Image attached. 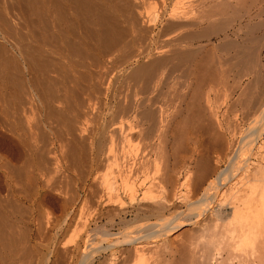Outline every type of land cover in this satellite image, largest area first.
I'll return each instance as SVG.
<instances>
[{
    "label": "bare ground",
    "instance_id": "1",
    "mask_svg": "<svg viewBox=\"0 0 264 264\" xmlns=\"http://www.w3.org/2000/svg\"><path fill=\"white\" fill-rule=\"evenodd\" d=\"M199 3L205 4V0ZM199 3L196 5H199ZM210 3L212 4V2ZM198 7L199 6L196 8ZM136 8V4L133 3V0H0V127H3V129H1L8 134L15 144L18 142L19 147L22 148V151L24 149L25 153L24 156L23 153H17L18 150L16 148L18 145L15 148L16 151L13 149L15 146L8 141L10 139L8 137V139H4V152L0 153V172H2L6 188L5 196L2 194L4 197L1 196L0 193L1 264H6L8 261L11 262L10 264H15L19 259L20 262L26 258L29 260L32 258H30V256H32V251L34 250L31 245L33 233H40L44 223L38 220L40 216L41 218L43 217L40 214L41 212L38 213V208H40L39 211L42 208V206H39L38 200L41 198V190H46L48 185L50 186V184H52L47 177L49 176L47 168V163L49 164V162H47V159H49L47 158L48 151L50 150L48 148L49 144L47 147L48 141L46 143L43 138L46 135L42 136L45 142L41 143L42 146H40V148H38L37 143L34 142L33 139L37 135L35 132L39 131L37 130L39 128H37L35 121V124L32 123L33 121L30 116V119L28 118L27 113L29 110L27 112L26 105L28 103L30 104L29 101L36 100L37 102H51L53 105H63L61 103L68 105V102L71 100L72 103L70 102L71 105H68L69 107L75 104L79 109H89L88 102L85 103L87 98L85 100L83 96H81L82 93L74 92L79 90L77 89L78 81L81 82V84L83 81L85 83L90 82L88 83L90 85H83V88H86H84V90L80 89V92L84 91V93H86L85 91L92 92L90 90H93L90 94H95L96 99L104 97L107 99L111 89L110 79L115 73L114 69H111L115 66L114 56L117 55L116 53L118 50L124 48V46H126L125 49H128L130 45L128 40L131 31L129 33L128 28L130 27L132 30L131 34L138 39L137 41L141 38V40H144L145 36L151 35L152 31L150 28L152 30L154 29L152 28L153 26L149 27L150 25L148 26L146 24L141 13L136 12ZM208 8L210 7L208 6ZM203 9L204 8L200 7L198 10L199 13L201 12L200 10ZM207 10L204 9L203 13L201 12V14H204L202 15L203 17L199 15V18V13L196 11L198 19L196 17H194V19L193 17L192 19L190 18L192 22L190 26L193 22L201 25V23L204 22L210 23L211 20L214 19V23L212 22L214 28L216 29L218 27L216 31L215 29L214 31L216 33L218 31V34L220 32L222 33L224 29L218 26L221 24V22L218 24L221 19L217 21L218 19L216 18L218 16H215L217 15L216 13H214L215 15L213 16H209ZM181 13H177L176 11L170 13L167 19V30L171 29L172 32V29L180 23H183V21L185 22L184 24H189V21H186L189 19L185 17H189L190 13L187 15L185 13V16ZM217 13H220V11ZM200 18L201 20H199ZM197 20L200 22H197ZM225 21L227 22V20ZM125 22L129 24L128 28H125ZM212 23L210 24L213 25ZM11 26L15 27L17 32H19V29H26V33L20 30L21 34L23 36L25 35V37L21 35L19 36L20 39H18V37L17 39H12L14 36H12L13 33L11 34L10 31L14 28L12 27V29L9 30ZM208 28H211V26ZM13 32H15V30ZM213 33L214 32H212V34ZM203 35L201 36L203 37ZM79 36L84 38L81 40L83 43H80L79 39V42L76 41L77 39L75 40V38ZM201 36H199V38H201ZM25 40H27V42H25ZM84 40L88 41L89 44L88 42H84ZM139 43L143 44V42H138L137 44ZM261 43L262 45L257 43L261 46L260 48L258 47L259 49L257 48V51L256 49L254 50V55L250 54L255 57L254 60L250 61L251 65L253 64L255 66H253L254 71L255 68L259 69L258 71L264 68V54L262 51L264 41L262 40ZM170 44L171 43H169V45ZM173 44L174 40L172 42V45ZM145 45L149 46L148 44ZM44 46L49 47V52H47L51 54V57L52 55L58 57L57 64L54 65L55 61L52 59H46V53L44 54L45 50L43 49ZM147 46L144 47L146 48ZM167 46L165 45L166 48ZM144 47H139L140 51L135 58L138 62L141 58H144L147 64L142 63V66L139 65V67L133 68V70H135L133 72L131 71L132 73L129 71V73L133 79H135H132L133 82L140 81L137 83H143L145 87L150 84L152 85L151 82L154 83V80H156L158 76H161L162 79V76H166V72L167 74L173 71L176 72L174 69L177 67V63L186 61L188 63L191 58L194 59L192 54L195 55V53H197H194V51H198V49L194 50L189 46H183L179 43L176 44V40L174 46H172L171 49L169 48L170 50H165L160 47V52L157 51L158 53H154L155 50L148 51L144 49ZM192 49L194 51H192ZM130 50H132V48ZM122 51H124V49ZM121 54L123 55V52ZM128 57L126 56V59ZM70 58L77 59L71 60ZM131 58L133 59V57ZM66 59L71 60L69 62L74 70L76 69L79 71L78 78L75 76L76 71H74L75 73L72 72L74 76L72 74L71 76L73 77H70L69 74L66 76L61 74L62 66L59 64ZM121 59H123V57H121ZM242 59L247 61L246 59H250V57H241L240 61ZM87 61H89V65H86ZM234 61L233 63L235 64ZM238 61L236 57L237 64ZM122 63L125 62L122 61L121 64ZM64 64L65 63H62L63 67L65 66ZM110 64L112 65L111 67H109ZM183 64L186 65L185 63ZM92 66L93 68L101 66L100 72L93 71V69H91ZM164 71L165 75H163ZM53 73H58L57 77L52 76ZM243 74L244 73H241V80L242 78L245 79ZM248 75L250 76L252 73H248ZM248 75L244 76L246 77ZM258 75L259 72L253 74V76L256 77H258ZM261 75L262 74L259 76L261 77ZM191 76L192 74L185 80L188 89L192 87ZM132 77H129V79ZM60 78L67 82V85L69 84L71 86L73 84L74 87L77 88L64 85L66 88V90H64V95H58V91L54 94L53 91H55V88L57 89L59 87L58 84L61 82ZM168 78H166L167 81ZM255 78L253 77V81L256 84L258 78ZM159 80L160 78H158L157 81L161 83V80ZM259 80L262 81V77ZM259 80L258 82L262 83ZM238 81L235 82L236 84L238 83L237 85L233 84L235 87L231 86L233 88L226 90L227 92L224 90L226 92V108L222 106L225 104L220 106L225 108V110H222L220 106L214 104L210 96L205 97L203 108L200 107V104L199 106L197 105V113L194 112L195 108H193L192 113L199 115V117L198 115L195 116L196 114L194 115V117H198L196 121H199V118H201V123L199 121V131L203 134L200 133L205 139L201 142L199 141L200 139L198 140L199 142L195 141L194 148H190L188 143L183 144L180 146V152L174 151L177 149L172 148L174 149L173 152L164 154L163 150H161L163 145L165 146V143H167L165 142L167 141V137L164 134L169 129L168 126L170 125L168 124L169 121L171 122L169 119L172 114L168 115L167 113L169 112L167 110H165L167 112L161 111L162 109L160 110V107L154 108L155 100H153V97L152 100L154 103L152 104L151 100L143 96L145 93L147 95L151 93L148 92L149 89L152 91V88H150L151 85L147 87L148 89L145 88L147 92L141 90V98L136 99L135 96L137 97V95L132 96L135 99H131L128 110H126L128 105L124 108L123 106L125 103L123 104L122 101V105L118 104V106L121 105L125 109V112L127 111V116L128 114L130 115L131 121L129 120L130 123L128 122L130 125V127L128 126L129 130L123 128V130H126V135L128 131H130V134L127 136L122 135L123 131L121 126V129L117 128V130L114 131V134L118 133L120 137L119 141H115L120 143L122 142L121 136H126L122 140H124L123 142L126 140L125 143L128 142L131 144H128L129 146L127 145L129 147L128 149L126 148L127 151L129 149L130 151H128L127 155L125 144H122L121 147L124 146L122 149H124L126 155L117 157L119 152L117 151V154L113 153V156L116 154V157L112 156V158H115V160H113L116 164L112 161L110 155H108L109 153L107 155L104 153V155L110 158L108 160L113 162V168H115H110L112 170H109L110 172L104 175L99 176L98 174V177L95 175L91 180L92 182H89L90 185L84 184V202H86V207L83 206L87 211H85L86 217H84L86 221L84 224L82 223L84 225V227L82 226L84 229V233H82L84 237L82 236L81 243L83 242L86 250L81 255V264H264V86L262 89L263 91H257L256 86H254L255 90L254 87L249 85L250 88L252 87V91L254 89L255 92H251V94L248 95V93H250V88H246L248 87L247 85L245 87L243 86V80L241 82ZM248 83H250V81ZM262 84H264V82ZM66 86L69 87V90ZM144 86L141 85L142 88L139 87L143 89ZM24 87L25 89H31V94L29 91L27 92V89L24 91ZM62 88L65 89L64 87ZM142 92L145 93L143 94ZM192 94L195 95L193 92ZM179 98L182 99L181 97ZM111 100L114 99L112 98ZM124 101L125 100H123V102ZM85 104L86 107H84ZM46 105L47 104L41 106ZM187 105L190 104L188 103ZM192 106L189 107L191 108ZM239 106H242V109L245 107L247 110H251L257 106L262 108L253 118L249 119V122L247 121L246 127H242L238 115ZM54 108H49L51 112L47 115H49V118L52 115V117H56L57 115L59 121L68 128V135H70L69 133L75 134L74 142H76V138L77 140L80 138L78 136L76 137V135L81 136V138H86L84 140L89 139V137H86V132L88 130L85 126L83 127L81 125V128L75 127L76 125L73 126V124H71L72 118L68 120L69 116H67L66 120V118L62 116L65 112L59 110L60 108L56 111ZM117 108L119 109V107ZM84 109H82V111H85ZM156 109L158 110L155 111ZM120 110L121 107L119 111ZM72 111L73 110H71V112ZM77 112L80 113L81 111ZM89 112L90 109L87 110L85 114H89ZM176 112L179 111L176 110ZM80 115L82 116V114ZM80 115L77 114L76 116L79 117ZM3 116H11L12 119L9 121ZM177 116L178 115H176V117ZM172 118L175 117L172 116L171 119ZM32 119L34 120V118ZM74 123H77L76 120ZM77 126L80 125L77 124ZM125 127H127L126 124ZM193 127L192 125V128ZM178 128L176 127L175 129ZM43 130L45 129H42L40 132H43ZM6 133L5 135H7ZM155 133H158L156 135H158L157 137L160 142L153 145L154 143L152 144V140L154 141V139L152 138H155V136H153ZM44 134L47 133L44 132ZM179 134L177 131L176 135ZM164 136L166 138H164ZM81 138L80 140H83ZM180 138L177 139L184 140L182 139L184 137ZM186 141L187 140H184L183 143ZM84 142L86 143L87 141ZM91 143H93V141H91ZM112 143H114V141H112ZM112 143H109V145H111L113 149L115 147L118 149V143H116L117 146L114 145L115 147L112 146ZM177 144H179V142ZM93 145L94 144H92V146ZM85 146L86 149L89 145ZM92 146L90 144L89 150L93 148ZM156 146L159 149L158 152L156 151ZM75 147V144H69L63 156L73 161L70 160V163L77 165V163H80V160H82V163L85 162L86 164H88V162H97L95 164L101 163V165L102 163L107 164L102 162L103 159L100 160L101 155H103L99 152L101 148H98V150L100 149L99 151L95 148L97 153L99 152V154L96 153V156L92 152L94 149L91 150L92 153L89 152V150H85L82 156H78L76 151L77 147ZM121 147H119V149ZM180 147H178V150ZM47 148L49 149L48 151ZM122 149L120 153H122ZM190 152L192 153L189 156ZM155 155L156 157H154ZM14 159L18 160L17 163L13 162ZM108 162L111 163L110 161ZM82 163H80V166ZM90 164L91 165H87V168H90L94 163ZM221 164H223L224 167H220ZM68 165L70 164H67V168L69 167ZM107 165H104V167H107ZM161 165H163V167ZM74 167L76 168L78 165H74ZM152 167H154V169L157 167V170L154 172ZM81 168L83 167L81 166ZM86 173L87 172L84 173V177L87 179L89 174L87 176ZM85 178L83 180H85ZM58 183H60V181ZM52 185L50 187H52ZM51 189L54 191L53 187ZM57 190L58 189H56V193H60V191ZM198 194H200L201 197L196 198ZM58 197L63 198V192H61ZM92 197L94 200H88ZM73 202V200L66 198V196L61 202L60 209L65 215V219L64 222H62L64 224L63 227H55L57 236L64 230V227H66L65 225H68ZM50 204L55 206L54 201L50 202ZM35 213L39 214L38 219L34 218ZM131 215L134 216L133 221L128 219ZM48 216L51 215L49 214ZM152 218L155 219V222H151ZM49 219L47 220L48 224L50 222ZM105 219L110 226H115L117 221H119L122 231L119 234L112 235V232H108L101 226V223ZM53 222L56 224V221ZM93 225L95 226L93 229L96 232L94 239H85L86 236V238L90 236L89 234L92 232ZM47 228L50 229L51 226ZM130 229L131 231H129ZM93 235L90 237L92 238ZM21 240L25 245H23V242L22 244L19 243ZM97 241H100V243L97 244ZM18 244H20V246L22 245V248H20L21 251L23 250V246L26 247L28 244L31 245V247L28 245L29 249L28 246L25 248L26 250L24 249L26 252H20V249L17 250V246L20 247ZM62 249L64 250L62 251L59 249V251L56 249L55 253V257H59L60 260L65 259L66 255L69 253V249ZM29 252H31V254ZM23 257H25V259L21 260ZM59 259L57 258V261H59Z\"/></svg>",
    "mask_w": 264,
    "mask_h": 264
},
{
    "label": "rangeland",
    "instance_id": "2",
    "mask_svg": "<svg viewBox=\"0 0 264 264\" xmlns=\"http://www.w3.org/2000/svg\"><path fill=\"white\" fill-rule=\"evenodd\" d=\"M197 2L198 3L202 2V0H133V3L136 4V7H137L136 8V10H137L136 12L137 13H141V15L144 17V20H145L146 24L148 26L150 25L149 27L153 26L152 28H154V29L152 30L150 28V30L152 32H151V35L145 36V38H147V39L144 38V40H141L142 39L141 38L140 39L141 41L140 40L137 41L138 39H136L135 36L133 34H131L132 30L128 26L129 24H126L127 22H125V24H124L125 28L129 27L128 28L129 29L128 32L130 33V31H131V33L129 34L130 38L128 37L129 40L127 38V40L130 42V45L128 46V49H125L126 46H124V48L118 50V52L116 53L117 55L114 56L115 60L114 59L113 60H114L115 66H113L111 69H114L115 73L111 76V79H110L111 80V89L109 91V96L107 97V99L105 97L104 98H100V99H96L95 94H90V93L93 92V90H90L92 92L85 91L86 93H84V91L80 92L81 91L80 89L84 90V88H86V87L83 88V85H86V86L90 85V84H88L90 82L85 83L83 81L82 84H81V82L78 81V88H77V87H74L73 84L71 86L69 84L67 85V82H65L64 80L61 79L62 77L60 78V80H61L62 83L64 81L63 85L60 82L58 84L59 87L57 86L58 88L57 89L55 88V91H53L54 94L57 93V91H58V93H57L58 95H64L65 94L64 90H66L64 85H67V86H69L71 88L79 89V90L76 89L77 91H74V92L82 93V94L84 93L83 95L81 94V96H83V98L85 100H86V98L88 100V101L86 100L85 103L88 102L89 109H90L89 114H85V112H87V110H89L87 108H85V109L82 108V109L85 110V111H82V109L77 108V105L75 106V104H73L74 107H73V105L69 107L68 105H71L70 104L71 100H70V102H68L69 103L68 105H66V104L64 105V103H61L63 105H60V104H58V105L54 104L53 105V104H51V102L50 103H46L47 102L46 100H45L46 102H44V101L37 102V100L36 101H29L30 104L27 102L28 104L26 105V110H27V112L29 110V112L27 113L28 114L27 116H28V118L30 116L31 120L33 121L32 123L33 124L36 123L37 124V128H39V129H37L39 131L35 132L37 135L35 136L36 139L35 138L33 139L34 142L37 143L38 148H40V146H42L41 143H43L45 141H46V143L48 141L47 147H48V144H49L48 148L50 150L47 148V151L49 150L47 158H49L50 160L47 159V162H49V164L47 163V165H48L47 168H48V171H49V176H47V177L49 178L50 183L53 184V185L50 184V186L52 185L54 191H52V189H51L52 187H50L49 185L46 188V190L45 189L41 190V196H40L41 198H39L38 204H39L40 207L42 206V208H41L40 211H39L40 208H38V213L41 212L40 214L44 217V219H43V217L41 218V216L39 217L38 213L37 214L35 213L34 218L38 219V217H39L38 220H40V221H42V223L43 222L44 223H43V227H42V230H41L40 233H38V234H36V232H35V234L33 233V239H32L31 245L33 246L32 248L34 250L30 248L31 250H33L32 251V256H30V258L31 257L32 258L29 260V259H27V258L25 259V257H23L21 260H23V259H25V260L19 262V260H20L19 259V260H17V263H15V264H81V255L86 250V247L84 246L83 242L81 243V238H82V236L84 237V234H82V233H84L83 232V230H84L83 229V227H84L83 224L86 221L85 218H84V217H86V215H85L86 212L85 211H87V210H85L86 209L85 208L86 207V205H85L86 202H84V200H85L84 199L85 194H84V189H83L84 188V184L85 185H90V183L92 182L91 180L95 177V175H97L96 177H98V174H99V176L100 175H104V174L110 172L112 169L115 168V167L113 168V162H112V161L115 160V158H112L113 153H116L118 151L119 153L118 152H117L118 154L116 153L117 157L121 156V155L125 156L126 154L128 155V151H130V149L128 151H127V149L129 148L128 146L131 145V144H129L128 142L125 143L126 140H125V142H123L124 140H122V139L125 138L128 134H130V131H128L129 133L127 132V135H126L125 134L126 130H123V128L124 129L126 128L127 130H129L128 128L130 127V125L128 124V122L130 123L131 118L129 117L130 116L129 114L127 116V113H126L127 111L125 112L124 108H126L125 106L128 105L127 109H126V110H128V107H129V104L131 102V99L132 98L133 99L141 98L142 97L141 90L142 91L145 90V92H147L146 91V89H148L147 87L151 85L150 84V85H147V87H145L143 85V83L142 84L141 83H137V82H140V81H134L133 82V80H135V79H133V77L130 74V73H132L135 70V69L133 70V68H137V67H139V65L142 66L146 62V59H144V58H141L139 62L135 58L137 56V54L139 53L141 46L144 47V46H147L145 44H148L149 46H147L146 48L144 47V49H146L148 51L149 50H151V51L155 50L154 51V53H155L157 51L160 52L159 51L160 47L164 48L165 50H170L172 48V46H174L175 40H176V44L179 43V44H181L183 46H189L190 48H193L194 50L198 49V51H196V50L194 51L192 49V51H194V53L197 52V53H195V55L192 54L194 59L191 58L192 60L190 59L188 61V63H187V61L186 62H182V63H177V67H175V69H174V70H176V72L173 71L175 73L172 72V73L167 74V72H166V76H162L163 77L162 79H161V76H158V78H160V80H161V81L159 80L161 83H159L157 81L158 78L157 79L155 78L156 80L153 79L155 82L154 83L151 82L152 85L150 87V88H152L151 89L152 91H150V89L148 91V92H151V93H149L147 95L145 92H142L143 94L145 93V95H143V96L145 98L147 97L149 100H151L152 104L154 103L153 100H155V106L156 107L153 106L154 108L160 107L159 109L160 110L162 109L161 111L167 110L169 112V113H167L168 115L172 114V116L175 117V118H172V119H171L172 116L170 117L169 120H171L172 123L169 121V124H168V125H170V126H168L169 133H168V131H166L167 134L166 133L164 134L167 137L166 138L164 136V138L167 139V141H165V142L168 143V144L165 143L166 144L165 146L163 145V147H165V148H163V147L161 148V150H163L164 154L167 153V152H168L167 154H169V153L173 152L174 149H177V150H174V151L180 152V150H181L180 146H182L183 144H186V143L189 144L190 148H194L195 147V143H196L195 141H197V142L204 141L205 137L202 136L203 134L199 131V125L201 123V118H199L200 119L199 120L200 123H199L198 120H197L198 122L196 121V119H198V117H199V115L196 114L197 113L196 109L198 108L199 104H200V107L203 108L204 103H205L204 102L205 97L210 96L211 99H212V102L214 104H216L217 106L225 104V105H222V106L226 108V103H225L226 102V99H225V95L226 94L225 93L227 92L226 90H229V89L233 88L231 86L237 85L238 83L236 84L235 83L236 81L239 80L241 82L243 80L242 81L243 86L244 87L246 85L248 86L246 88H250L249 85H251L252 87L256 86L257 91H261L263 89L264 84H262V83L264 82V78H263L264 77V72H263L264 68H262L260 71H258L259 69L255 68V71H254V67L255 66L253 64L251 65L250 61L254 60V58H255L253 56L254 55V53H253L254 50L256 49V51H257V48L258 47L260 48V46L262 45L261 41L262 40L264 41V0H231V2H230V0H217V1H215V0H208V1L205 0V4L199 3V5H196V4H198ZM210 2H212V4ZM215 2H217V3H215ZM225 2H226V4H225ZM213 4H214V6H213ZM216 5H217V7H216ZM229 5H232V6H229ZM197 6H199V7L196 8ZM208 6L210 8H208ZM212 6H213V8H212ZM200 7L204 8L205 10L209 9V10H207L209 16H213V15H215L214 13H216L217 15H215V16L219 17V18L218 17L216 18V19H218L217 21H219V19H221V21L218 22V24L220 22H221V24H219L218 26L220 28L222 27V29H224L225 32L222 31V33H221L219 31L220 32L219 34H218V31H217V33L215 32L218 27L216 29L214 28V24H213L214 23V21H213L214 19L211 20V22H210V23L213 22L212 23L213 25H211L209 22L208 23L207 22L206 23L205 22L201 23V25H199V23L196 24V22H193L192 25H194V23H195V25L194 26H192V25L190 26V23H192L190 21V18L191 19H192V17H193V19H194V17L197 18V12L199 13L198 10H199ZM232 7H233V9H232ZM203 10H200V11L203 13ZM172 11L173 12L176 11L177 13L183 12L181 14H183L184 16H185V13L187 15V14H189L192 11L190 13L191 16L189 15V17L188 16L185 17V18L189 19V20H186L187 22L189 21L188 22L189 24L188 25H187V23L184 24L185 22L183 21V23H180L178 26L174 27V29H172V32H171V29L167 30V27H168L167 26V23H168L167 19L170 16V13H172ZM194 11H195V16H194ZM219 11H220V13H217ZM201 12L198 14V18H199V15L201 17H203L202 15H204V14H201ZM206 14H207V12H206ZM121 19L123 20L122 17H121ZM199 20H201V18ZM225 20H227V22ZM197 22H200V21L197 20ZM151 24H153V25H151ZM181 24H184V25L180 26ZM209 24H210L211 28H208V27H210ZM12 27L13 26L9 27V30L12 29ZM193 27H195V28H193ZM13 28L14 29L12 31H10L11 34L13 33L12 36H14V37H12V39H14V38L17 39V37H18V39H20L19 36L22 35L20 30H22L25 33L27 32L26 29H25L26 31L24 29H19L18 30L19 32H17L15 27H13ZM214 29H215V31H214ZM222 29H220V30H222ZM14 30H15V32H13ZM201 30H202V32H201ZM209 32H211V33H209ZM212 32H214L216 35L214 33L212 34ZM205 33H206V35H205ZM201 35H203V37ZM199 36H201V38H199ZM23 37H25V35ZM82 38L83 37L79 36L78 38H75V40L77 39L76 41H78V39H79L80 43H83V41H81ZM173 40H174V44L172 45ZM25 42H27V40H25ZM84 42L87 43L88 41L84 40ZM138 42H143L144 45L141 44V43L137 44ZM169 43H171V44L169 45ZM257 43H260L261 45L260 44L258 45ZM88 44H89V42H88ZM165 45L166 46L169 45V46H167V48H166ZM238 47H240V48H238ZM131 48H132V50H130ZM157 48H158V50H157ZM199 48H200V52H199ZM43 49L45 50L44 54L46 53L45 54L46 59L47 60H51L52 59V60L55 61L54 65L57 64L58 57H56L55 55H52V57H51V54L48 53L49 52V47L44 46ZM123 49H124V51H122ZM241 49L242 50L244 49V50L242 51ZM121 51L123 52V55L121 54L122 53ZM134 51H136V52H134ZM192 51H191V53H192ZM262 51H263V54H264V45L262 46ZM239 52H241V53L238 54ZM250 54H253L252 55L253 57ZM47 55L50 56V57H48ZM238 55H240V56H238ZM126 56L127 57L129 56V57L126 59ZM246 56L250 57V59H246L247 61L242 59L240 61L241 57H245L246 58ZM121 57H123V59H121ZM131 57H133V59ZM236 57H237V61L239 59L238 64L236 62ZM70 59L71 60H76L77 58H70ZM71 60H67L66 59V60H64V62L62 60H60V61H62V63H65L64 67L66 68L65 69L63 67L61 62H60V64L58 63L59 65L62 66L61 74L65 75V76L67 74H69L70 77H73L74 74L72 72L76 71V73L75 72L74 73H75V76L78 78L79 71L76 70V69L74 70V68L72 67V65L69 62ZM121 60L123 62H125V63L121 64V62H122ZM124 60H126V61H124ZM248 60H249V62H248ZM190 61H192V62H190ZM233 61L235 62V64L233 63ZM183 63H185V64L187 63L188 65L187 64L184 65ZM145 64H147V63H145ZM179 64H181V65H179ZM86 65H89V61L86 62ZM111 66L112 65L110 64L109 67H111ZM180 66H182V67H180ZM100 67H98V68L94 67L93 68V66H92L91 69H93V71L95 70V71L100 72ZM102 67H104V66H102ZM178 67H180V68H178ZM176 68H178L180 70H178ZM71 69H73V70H71ZM80 70L83 71L82 69H80ZM129 71H130V73H129ZM246 71H248V72H246ZM249 71L252 73V75H250V76L248 75V73L251 74ZM255 72H259V75L262 74L261 75L262 81L259 80V79H261V77L259 75H258V77L253 76V74H255ZM77 73H78V75H77ZM189 73L192 74V76H193V77L191 76L192 87L190 89H188L186 87L187 86V82L185 81L186 78L190 75ZM236 73H237V75H236ZM241 73H244L243 77L245 79L242 78V80H241V77H242ZM71 74L73 76H71ZM239 74H240V77H239ZM57 75H58V73H53L52 74V76H56V77H57ZM163 75H165V71H164ZM168 75H169V78H168ZM244 75H248L249 77L246 76L247 77L246 78ZM252 76L254 78L255 77L258 78V80L261 81L262 83L258 82V80L257 81L255 80L256 81V84H255V82L253 81L254 79H253ZM129 77H132V78L129 79ZM196 77L197 78L199 77L200 79L199 78L197 79ZM166 78H168V81L166 80ZM205 79H207V80H205ZM164 81H165V85H164ZM249 81H250V83H248ZM156 83H158V84H156ZM227 83H228V85H227ZM79 84L81 85V87H80ZM141 85L144 86L143 89H140ZM225 85H227L229 88L227 86H225ZM62 87H64L65 89H63ZM69 87H67V89ZM252 87L249 89L250 93H248V95H250L251 92H255V90H256L255 87H254L255 90L253 89V91H252ZM26 89L24 87V91ZM30 90L31 89H27V92L29 91V93L31 94L32 90L31 91ZM27 92H26V94H27ZM192 92L195 95H193ZM23 95H25V94H23ZM135 95H137L138 98ZM138 95H141V96H138ZM25 96H27V95H25ZM132 96H135V98L132 97ZM152 97H153V100H152ZM179 97H181L182 99H180ZM25 98H27V97H25ZM112 98L114 100H111ZM85 100H83V101H85ZM90 100H91V102H90ZM123 100H125V101L123 102ZM121 101H122L123 104L125 103L124 106H123L124 108L121 106L122 105ZM179 102H180V106H179ZM190 102H192L193 104L190 103ZM40 103H41V105H44V104H47V105L46 106H41ZM188 103L190 105H187ZM118 104H121V105L118 106ZM33 106H35V107H33ZM189 106H192L191 107L192 110H191V108ZM222 106H220L221 109L225 110V108H223ZM43 107L44 108L46 107V108L44 109ZM47 107H49L51 109L56 107V108H54V109H56V111H57V109L60 108L59 110L65 112V113H63L64 115H62V116H64L66 118V120H67V116H69L68 120H70L72 118L71 119L72 120L71 124H73V126L76 125L75 127H78V128L79 127L81 128V125L83 127L85 126V128H87V130H88L87 131L88 133L86 132L87 135L86 134L85 135H86V137H89V139H92V140H89V139L84 140L86 138H81V136L76 135V137L78 136V137H80L83 140H80V138H78L80 140L79 141L76 138V142L77 143L74 142V139H75L74 135L75 134L69 133L71 136L68 135V128L66 127V125H64L63 123H61L59 121V118L57 117V115H56V117H52L53 116L52 115L49 118V115H47V114L49 112H51V111ZM84 107H86V104H85ZM117 107H119V109L121 107V110L119 111V109ZM179 107H181V108H179ZM154 108H153V110H154ZM193 108H195L194 112H196L195 113L196 115L192 113L193 112ZM239 108H238V110H239L238 111L239 112L238 115L240 117L239 121H241L240 123H241L242 127H246L247 126V121L249 122V119L253 118L261 110L262 107L257 106V107L252 108L251 110H247V109H245V107H243V109H242V106H239ZM70 109L73 110V111L71 112ZM77 109H79V110H77ZM76 110L79 111V112L81 111V112L78 113ZM157 110L158 109H156L155 111H157ZM176 110L179 111V112H176ZM240 110H241V112H240ZM167 111H165V112H167ZM171 111H172V113H171ZM73 112H75V113H73ZM187 113H189V114H187ZM77 114L78 115L82 114V116L80 115L81 117L80 116L77 117L76 116ZM176 115H178V116L176 117ZM186 115H188V116H186ZM194 115L195 116L198 115V117H194ZM3 117H5L6 120L8 119L9 121L12 119L11 116H3ZM5 118H4V120H5ZM32 118H34V120ZM74 118H75L77 123H74V121H75ZM185 118H186V120H185ZM189 118H191V119H189ZM1 121H2V119H1ZM34 121H35V123H34ZM182 123H183V125L184 124L185 125L183 126ZM196 123H198V124H196ZM77 124L80 125V126H77ZM125 124H126L127 127H125ZM192 125L195 128L194 127L192 128ZM121 126H122V131H123L122 135H126V136L125 137L121 136L122 137L121 138L122 142L119 143V142L115 141V140H118V141L120 140L119 134L118 133L114 134V131H116L117 128H120ZM176 127L177 128L179 127L178 128L179 130L175 129ZM1 128L3 129V127H0V129ZM2 129L0 130V153L4 152V145H3L4 144L3 143L4 139H8V138L10 139L8 141H10L13 146H15V147H13V149H15L17 147V145H18V142H16V144H15V142H13V140L8 136V134ZM42 129H45V130H43V132H40V131H42ZM120 129H118V130H120ZM176 130L178 131V134L180 133L179 135H176V133H177ZM44 132L47 133V134H44ZM5 133L7 135H5ZM156 134H158V133L153 134V136H155V138L154 137L152 138V139H154L155 142L151 139L152 140V144L154 143L153 145H156V144H158L157 142H160L158 140V137H157L158 135H156ZM193 134H194V136H193ZM44 135H46L45 137H47V138L43 137L45 139V141H43V139H42V136H44ZM195 135H196V138H195ZM5 136H6V138H5ZM72 137H74V138H72ZM180 137L181 138L184 137L182 139L187 140V141L185 143H183L184 140H178L177 139V138H180ZM166 139H164V140H166ZM174 140H175V142H174ZM40 141H42V142H40ZM84 141H87V142L85 143ZM91 141H93V143H91ZM112 141H114V143H112ZM180 141H181V145H180ZM82 142L85 143V144H83ZM178 142H179V144H177ZM89 143L91 144V146H92V144H94L92 146L93 148L90 149V150H89V146H90ZM109 143H112L113 147L117 146L116 143H118L119 147H121L122 144H125L124 146H125L126 154H125L124 149H122V148H124V146L121 147L120 149L118 147L119 150L117 149V147H115L116 148V149L114 148L116 150L115 151L111 147V145H109ZM69 144L70 145L75 144V146L77 147V148L76 147L75 148H76V151L78 153V154L77 153L76 154L78 156L79 155L82 156V154L85 153V150L86 151L89 150V152H91V150H93V149L94 150L92 152L96 156L97 151L100 150V149L98 150V148H101L102 151L100 150L99 152H101V154H103V155L100 154L101 155L100 160L103 159L102 162L107 163L109 165L103 164V163H102L103 166L101 165V163L100 164L99 163L95 164L97 162H88V164H86L84 162L85 163L84 164V163H82V160H80L81 162L80 161L79 162L82 163L81 166L83 168H81L80 163H77L78 167L75 168L74 165L75 166H77V165L70 163L71 159L65 158L66 156L63 157L65 155L64 153L66 152V147ZM78 144H79V146L82 149L78 146ZM80 144L83 145L84 147L81 146ZM85 145H89V146L85 149V147H86ZM178 147H180L179 150H178ZM18 148L20 150L22 149L18 145V147L16 148L18 151L15 149L17 151V153H19V154L23 153V156H24V154H25L24 153V149H23V151L22 150L20 151ZM95 148L97 149V151L95 150ZM111 148L115 152H113L112 150H111L112 151L111 152L110 151ZM172 148H174V149H172ZM64 149H65V151H64ZM77 149H79L80 151L77 150ZM121 149H122V151H121L122 153H120ZM51 150H52V152H51ZM61 150H63V151H61ZM67 150H68V148H67ZM156 151L157 152L159 151L157 146H156ZM99 152L97 154H99ZM104 153L106 155L109 153L108 155H110V158H112V161L108 160L110 158L108 156L104 155ZM191 153L192 152L189 153V156L191 155ZM116 154H114L113 157H116L115 156ZM60 155L64 159H62ZM154 157H156V155ZM106 158H107V160H106ZM63 160H66V161H63ZM17 161H18L17 159H14L13 162L17 163ZM108 161H110L112 164L109 163ZM64 162H66V163H64ZM90 163H92V164L94 163V164L92 166H90V168L89 167L87 168V165H91ZM114 163H115V161H114ZM67 164H70V165H68L69 166L68 168H67ZM97 165H99V166H97ZM104 165H107V167H104ZM110 166H112V167H110ZM161 166L163 167V165H161ZM222 166L224 167L223 164L220 165V167H222ZM110 168H112V169H110ZM155 168L156 169H154V167H152L154 172L157 170V167H155ZM97 169L99 170V173H98ZM51 170L52 171L54 170V171L52 172ZM83 170L85 172H87L86 173L87 176L89 174L87 179L84 177L85 176V174H84L85 172ZM96 170H97V172H96ZM53 177L56 178V179H54ZM48 178H47V180H48ZM84 178H85V180H83ZM53 179H54V182H53ZM59 181H60V183H58ZM63 184H64V186H63ZM61 187H63V188H61ZM55 188L58 189L57 191H60V193L63 192V198L66 196V198H69V199L74 201L73 205H72V208H71V211H70V218H69L70 220L68 222V225H65L66 227H64V230L58 236L56 235L57 234L56 228L64 226V224L62 222H64L65 215L62 213V211L60 209V205H61V202L63 201V198L58 197L60 193H56V189ZM47 190H49L50 192L47 191ZM0 193H1V196H3V195L5 196V194H6L5 181H4L2 172H0ZM93 194H94V192H93ZM197 197L199 198V197H201V195L198 194V196L196 195V198ZM88 200H94V199L92 197V198H90ZM52 201H54L55 206L50 204V202H52ZM39 202L41 203V205H40ZM49 214L51 216H48ZM132 216L133 215L129 216L128 219L133 221L134 216L133 217ZM49 217H50V219H49ZM48 219L50 220V222H49L50 225L48 224V221H47ZM53 221H56V224ZM151 222H155V219L152 218ZM47 224H48V226H47ZM118 224H119V221H117V224L115 226H110V225L107 224V220L105 219L101 223V226L103 228H105L108 232H112L113 234L112 233L111 234L114 235V234H117V233L119 234L122 231L121 225L120 224L118 225ZM70 225H71V227H70ZM49 226H51L50 229L47 228ZM20 227H21V225H20ZM93 228H95L94 225L92 226V232L93 233L91 232V234H89L90 236H92L94 234L93 237L91 238L89 236L88 238H86L87 236L85 235L86 236L85 239H88V240L89 239L90 240L94 239V236L96 235V232H95V230ZM129 231H131V229ZM22 242H23L22 240H21V242L19 241V243H21V244H22ZM99 243H100V241H97V244H99ZM18 245L20 246V244H18ZM23 245H25L24 242H23ZM31 245H29V246L31 247ZM21 246L20 247L17 246V250L22 248ZM27 246L26 247L23 246V250L22 251L26 252L25 248H27ZM29 246H28V249H29ZM62 248L69 249V253L66 255L65 259H61L60 260L59 257H57L59 259V261H57V258L55 257L56 249L57 250L60 249V250L63 251L64 249H62ZM19 251L22 252L21 249ZM29 253L31 254V252H29ZM8 262L6 264H10L11 263V262H9V263ZM0 264H1V262H0Z\"/></svg>",
    "mask_w": 264,
    "mask_h": 264
}]
</instances>
